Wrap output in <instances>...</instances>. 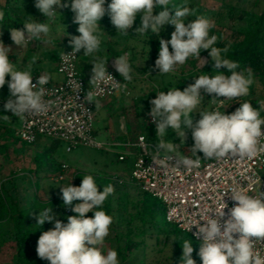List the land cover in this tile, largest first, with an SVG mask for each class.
<instances>
[{"label":"clouds","instance_id":"obj_1","mask_svg":"<svg viewBox=\"0 0 264 264\" xmlns=\"http://www.w3.org/2000/svg\"><path fill=\"white\" fill-rule=\"evenodd\" d=\"M105 4L106 0H71L70 9L75 14L74 23L79 25V35L70 38L72 52L64 55L76 56L81 50L84 55L97 52L101 44L99 22L106 13L117 32L123 35L129 34L137 15L141 14L136 34L147 35L151 32L159 37V53L153 70L158 69L159 74H167L174 71L177 65L186 64L190 57L203 63L200 54L208 50L213 69L220 73L214 76L200 75L183 91L177 87L166 93L160 91L150 101L152 107L149 116L156 124V136L159 137V142L154 143L155 150L150 154L154 165L163 169L191 170L199 168L202 160L226 157L251 159L264 153V142L261 141L264 136V118H261L258 108L246 101L231 114L219 110L224 100L248 96L253 78L251 70H247L245 75L244 70L237 71L238 62L226 58L230 46H215L218 37L210 35L211 29L215 27L213 21L203 15L189 21L186 18L192 16L194 10L187 5H171V0H111L107 8ZM34 6L49 21L55 20L57 9L69 7L63 0H35ZM157 9L158 14H154ZM3 20L4 12L0 11V21ZM165 25L174 26L170 40L160 36ZM49 31V23L45 20L27 19L23 22V28L10 29V38L22 48L39 41L41 34L47 36ZM10 52L11 47L5 46L0 40V88L7 82L10 93L4 110L10 111L15 117L47 113L50 104L44 100V86L49 83L50 77L39 75L37 83H33L32 72L17 70L9 59ZM36 60L37 57L33 56L31 64H35ZM91 64L93 74L89 84L99 87L113 81L115 87H120L122 83L117 82L107 71V62L96 60ZM113 66L124 82L132 80L127 54L115 57ZM222 68L229 74L220 71ZM9 75L10 80L6 81ZM201 90L209 95L214 94L211 101L216 108L200 112L201 118L194 123L193 111L204 98ZM95 95V92L88 91L85 99L92 103ZM95 103L98 107L99 101ZM169 129L183 145L187 130H191L194 141L191 156H180L178 144L165 139ZM198 153H202L203 158ZM60 191L63 206L70 207L77 215L68 216L65 224L52 215L51 208L39 211L35 216L37 225L43 226L45 222H50L54 227L39 236L36 249L38 257L50 264H119L116 250H109L103 255L99 247L109 235L113 219L104 210H95L102 208L108 196L113 194L114 186L109 184L100 191L95 177L87 174L83 175L80 186L70 183L62 186ZM229 192L230 199L235 203L226 213L224 210L228 205L224 202V196ZM221 199L222 207L211 212L215 213L214 216L209 213L207 219L200 220L204 221L203 224L200 221L193 222L188 229L190 232L193 226L197 228L194 235L200 240L198 255L202 264H264V255L255 248L257 241L264 242V191L249 195L233 189L225 191ZM74 201L80 202L73 205ZM89 212L94 214L93 217L86 216ZM182 250L181 264H196L192 257L194 248L191 240L184 241Z\"/></svg>","mask_w":264,"mask_h":264},{"label":"trees","instance_id":"obj_2","mask_svg":"<svg viewBox=\"0 0 264 264\" xmlns=\"http://www.w3.org/2000/svg\"><path fill=\"white\" fill-rule=\"evenodd\" d=\"M34 2L35 0H0V11L4 12V20L0 21V40L5 45L14 44L10 38V29L12 27L16 29L23 28V22L27 19L38 20L40 22H44L45 20V22L49 23V26L51 24L56 25L58 23L60 25L62 23L61 27L65 36L61 39L66 44H69L72 36L79 35L77 31L79 25L74 23L75 14L70 9L71 0H63L69 7L57 9L58 17L56 21H49L48 18H45L35 8ZM109 3H111V0H106L105 8H107V4ZM171 5H187L193 9L194 14L186 18L189 21L191 19L194 20L198 15L205 17L209 15L208 9L202 4L201 0H171ZM255 6H257V2L250 8L240 2L234 5H225L224 15L227 21L230 22L229 28L231 34L226 36L221 28L223 24L217 21L220 28H217L215 25L211 29L210 35L218 37L215 46L221 48L230 46L226 58L239 63L237 71L244 70L245 75H247V70H251L252 72L253 83L250 86L249 95L232 99L233 105L229 110L230 114L240 106L239 104L247 101L251 102L253 107L258 108L261 118H264V8L261 12H257L254 9ZM158 11L157 9L154 14H158ZM171 14L174 15V12ZM99 23L101 27L98 30V34L100 35L101 44L100 49L92 53L94 56L98 55L100 58H104L103 61L106 62L108 58L119 57L124 55L126 51L131 50V60H133L136 56L135 50L137 46L133 45L130 47L126 44V41L137 37L146 48L143 47L142 53L149 55V63H147L142 71L152 70L159 73L158 69L153 70L159 53V37L151 32L147 35H139L135 31L140 26L141 14L137 15L133 27L129 29L128 35L117 32L107 13ZM236 23H241L242 25L237 27L235 26ZM173 29L174 26L165 25L164 31L163 29L161 30V38L170 40L171 34L169 31ZM54 37L51 38L52 41L55 40ZM43 38H45V35L41 34L40 40ZM57 40H60V38H57ZM169 51H172L170 45ZM78 54L80 59L83 50ZM200 55L207 57V62L201 69L196 67V58L190 57L186 62L191 65L190 72L187 73V71L181 69L182 74H180L182 76L175 83L172 80L174 78L172 74L174 73L171 75L161 74V84L157 87L156 93L160 91H165L166 93L168 90L176 87L183 91L184 88L193 84L195 78L200 75L214 76L220 74L213 69V62L208 50L202 51ZM58 59L59 56L53 57L54 61L58 62ZM220 71H223L226 75L229 74L224 68L220 69ZM151 97L148 96L147 98L150 99ZM204 104L207 103L201 104L202 109L205 106ZM208 111H211L210 106ZM4 115L10 118H6ZM16 118L10 111H5L4 104L0 103V138L3 139L0 143V155H3L7 159V152L11 146L16 148L17 152H24L26 148H33L35 151L34 162L38 166L34 172L35 177H38L37 174L40 169L45 171L47 175H49V172H54V175L49 176L57 177L62 173V162L57 159L56 155L59 146L65 142L53 140L49 145H43L39 143V140L34 144L19 143L16 135ZM17 142L19 143V147L17 146ZM131 149L135 151V148ZM198 155L203 158L202 153ZM116 158L118 162H123L122 169L131 171L134 162L133 155L127 156L124 160H119V155L116 153ZM87 174L95 177L100 191L103 190L104 186L109 184L114 186L113 194L108 196L102 208L95 210H104L112 219L113 214L117 212V219L121 229L118 230L115 238L110 239V244L111 250H116L118 253L119 264H181L182 246L185 240H191L194 248L192 257L196 261V264H202V260L198 255L200 242L190 233L182 231L176 225L167 221L166 206L161 200L142 190L139 185L130 180H113L109 175L92 172ZM87 174L78 171L74 175L77 186L81 185L83 175ZM34 185L36 189L39 188L38 180H36ZM122 193L125 194L126 198V205L123 210L114 207V203L122 205V201L120 200ZM61 196L62 193L60 192L47 200L35 197L30 201L26 211H23L19 206L18 200L9 193L0 180V246L6 243H13L15 255L13 262L0 264H50L49 261L38 257L36 249L39 236L42 232L52 229L54 225L50 222H45L43 226H38L35 216L39 214L40 210L51 208L52 215L67 224V217L77 214L72 212L70 207L63 206ZM79 202L74 201L73 205ZM93 215L92 212L86 214L89 218L93 217ZM149 237H154L157 245L161 241H163V244L171 243L173 248L171 262L166 263L163 259L157 258L151 261L147 260L145 244L146 238Z\"/></svg>","mask_w":264,"mask_h":264},{"label":"built area","instance_id":"obj_3","mask_svg":"<svg viewBox=\"0 0 264 264\" xmlns=\"http://www.w3.org/2000/svg\"><path fill=\"white\" fill-rule=\"evenodd\" d=\"M71 52L72 48H68L59 55L56 70L61 75V80L57 82L49 80L44 86L46 90L44 100L50 104L49 111L45 114L18 117L21 121L16 130L18 141L34 144L44 137L51 141L65 142L67 150L84 146L109 151L110 146L98 141L94 135L95 101L114 97L119 92L127 93V85L115 70L113 61H110L106 68L117 82L122 83L120 87H115L113 81H108L99 87L89 84L79 70V54L64 55ZM32 74L33 83H37L39 75H43ZM79 84L81 87H78ZM88 91L96 93L92 103L85 99ZM201 95L209 104L211 111L215 110L216 105L211 101L214 94L209 95L201 90ZM6 100L7 98L0 99V103L5 104ZM232 105V99L224 100L219 110L230 114ZM149 121L155 124L151 117ZM261 141L264 142V136L261 137ZM123 146L125 149L118 152L119 160L133 155V167L129 177L125 174H117L112 176L113 180H130L161 200L166 206L167 221L190 233L199 242L200 240L194 235L197 228L193 226L191 231H188L191 223L207 219L209 213L214 216L215 213L211 212L218 211L222 207L221 196L225 191L239 189L249 195L257 194L260 190L264 191V153L251 159L226 157L220 160H202L199 168L191 170L163 169L151 161L150 154L155 150V145L148 143L144 134H139L135 141L127 139ZM131 148H135V151ZM61 167L62 173L55 177L59 182L65 179L66 172L70 169L65 162H62ZM224 202L228 205L224 210L227 213L235 203L230 199V192L224 196ZM200 223L203 224L204 221ZM255 248L264 255V242L257 241Z\"/></svg>","mask_w":264,"mask_h":264},{"label":"rangeland","instance_id":"obj_4","mask_svg":"<svg viewBox=\"0 0 264 264\" xmlns=\"http://www.w3.org/2000/svg\"><path fill=\"white\" fill-rule=\"evenodd\" d=\"M201 1L209 11V15L207 18L213 21L217 28H220V25L217 24V21H219L220 24H223L221 28L223 29L226 36H229L231 34V30L229 28L230 22L227 21L226 16L224 15L225 5H234L240 2L241 4H246L248 8H250L255 2H257V6L254 7L257 12H261V10L264 8V0ZM57 17L58 14L56 12L55 21ZM57 24L58 23H56V25L51 24L49 26L50 31L49 34L45 36V38L39 41H33L27 46L34 43H36L37 45H41V51L46 53V55H53L54 57L59 55L62 50L71 48L69 44L64 43L61 39L65 36V33L63 32V29L61 27L62 23H60V25ZM241 25V23L235 24V26L237 27ZM173 31L174 29L169 31V33L171 34ZM53 37L55 39L54 41L51 40V38ZM57 38H60V40H57ZM141 42L142 41L137 37H135L134 39H128V41H126V44L128 46L131 47L133 45H136L137 48L135 50L136 56L133 60H131V50L124 53L128 56V61L132 69L131 75L133 77L131 81L125 82L128 88V92L126 94H123L126 95V106H124V112L135 122L133 132L130 129L132 140L135 141L136 136L138 135L137 133L140 132L147 137L148 143L155 145L154 143L159 142V137L156 136V124H151L149 121V112L152 107L150 101L156 98L157 87H159V85L161 84V74H159L158 71L152 70H147L145 72L142 71L147 63H149V55H145L142 53L145 47ZM32 56L33 51L29 50V53L26 55V64L29 62L28 60H31ZM114 60L115 58H108L106 61V65H109L110 61H113L114 63ZM200 60H202L203 63H206L207 57L205 55H200ZM203 63L196 59L195 64L197 68L201 67ZM25 68L26 67L24 65L19 63L18 66H16L17 70L24 71ZM181 69H184L188 73L191 70V65L189 63H186L184 65H177L174 71L167 73L170 75L174 73L172 74L174 75V78H172L174 83L177 82V80L182 76ZM79 70L81 72L80 68ZM8 80H10V75L6 76V81ZM0 94V99L9 98L10 93L7 82L3 88H0ZM148 96H150L151 98L148 99ZM202 103L207 102L202 99L201 103L193 111L194 123L201 118L199 114L200 112L208 111L209 104H204L205 106L202 109ZM101 117L104 118V116L100 115L99 113L95 114L94 116V135L98 141L103 142L105 141V128ZM20 123L21 121L17 117L15 120V125L17 126V128L20 126ZM165 139L169 141L173 140L174 143L178 144L177 149L180 156L191 155V147L194 144L191 130H187V139L184 145L183 143H180L179 138L176 137L175 133H173L171 129H169L166 133ZM2 141L3 139L0 138V143ZM39 143L43 145H49L50 143H52V141L42 137L40 138ZM17 146L19 147L18 142ZM120 150V147L115 146H110L109 151L84 146H80L72 150H67L66 143H62L59 146L56 157L59 161L68 163L70 165V169L68 172H66L67 176L65 177V179L59 182L55 179V177L49 176L54 175V172H49V175H47L46 172L41 169L38 171V177H35L34 172L38 166L34 162L35 151L33 148H26L24 152H17L16 148H13L11 146L7 152V159H5L3 155H0V180L4 187L9 191V193L18 200L21 210L26 211V209L29 207L30 201L35 197L47 200L54 194L60 193V188L62 186H68L70 183L72 184V186H77L75 183L74 175L78 171L86 174L90 172L95 174H106L111 177L117 174H125L129 177L131 171L122 169L121 167L123 166V162L117 161L116 153H118ZM118 167L120 169H116ZM36 180H38L39 182L38 189H36L34 185ZM120 200L122 201V205H117L114 203V207H118L119 209L123 210L124 206L126 205V198L124 193L121 194ZM119 229L121 228L117 219V212H115L113 214V222L110 225L109 235L104 239L103 244L99 246L103 255H106L107 252L111 250L110 239L116 237ZM145 246L148 261L157 258L163 259L166 263L171 262L173 253L171 243L163 244V241H161L160 244L157 245L155 238L149 237L146 238ZM0 247V263L13 262L15 260L13 243L2 244Z\"/></svg>","mask_w":264,"mask_h":264},{"label":"crops","instance_id":"obj_5","mask_svg":"<svg viewBox=\"0 0 264 264\" xmlns=\"http://www.w3.org/2000/svg\"><path fill=\"white\" fill-rule=\"evenodd\" d=\"M32 45L22 48L15 44L5 45L11 47V52L9 53L10 61H12L15 66H18V63L24 65L26 67L25 70H30L32 73L48 75L51 82L60 81L61 75L57 73V61L53 60L54 56L46 55V53L41 51V45H37L36 43ZM29 50H32L33 56L37 57L35 64H31L33 56L31 57V60H28L29 62L26 64V55L29 53ZM63 51L64 50H62L60 54ZM96 60L103 61L104 58L102 59L98 55L94 56L93 54H81L80 56L78 65L81 69V73L85 76L88 82L93 74V65L91 63ZM123 94L126 93H119L114 97L100 100L99 106H95L94 109V114L99 113L100 115L104 116V118L101 117L105 128V141L103 142L109 146L120 147V151H123L125 149L123 144L127 139H131V141H133L131 138L130 129L133 132V129L135 127V122L133 121V119L124 112V106H126V95Z\"/></svg>","mask_w":264,"mask_h":264}]
</instances>
